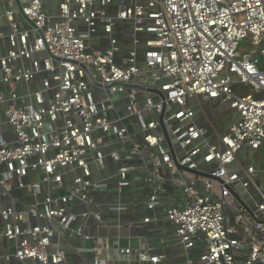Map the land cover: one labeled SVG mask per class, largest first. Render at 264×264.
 Listing matches in <instances>:
<instances>
[{
	"label": "built area",
	"instance_id": "built-area-1",
	"mask_svg": "<svg viewBox=\"0 0 264 264\" xmlns=\"http://www.w3.org/2000/svg\"><path fill=\"white\" fill-rule=\"evenodd\" d=\"M0 7V241L12 244L0 259L71 264L67 242L91 254L84 264H165L153 242L90 234L106 226L92 195L113 185L118 198L149 189L140 225L167 223L185 250L204 245L180 264H264L258 171L239 158L264 147V0ZM215 101L233 113L224 131L198 122Z\"/></svg>",
	"mask_w": 264,
	"mask_h": 264
},
{
	"label": "crops",
	"instance_id": "crops-1",
	"mask_svg": "<svg viewBox=\"0 0 264 264\" xmlns=\"http://www.w3.org/2000/svg\"><path fill=\"white\" fill-rule=\"evenodd\" d=\"M1 10L2 9L0 7V12ZM207 112L208 120L202 121L203 119L199 118V124L223 131L230 126L233 119V113L227 106L222 105L221 102L215 101L209 103L207 105ZM239 158L243 164L253 165L257 169L258 177L256 178V186L251 187L249 191L251 197L255 199L256 202H263L264 147L258 153H253L246 148L242 151ZM170 189L171 188H169V193L172 196L173 190ZM241 191L244 192L243 190ZM148 194L149 189L145 187L143 188L142 186H137L134 188V191L132 190L126 197L123 198H118L116 196L113 185H108L107 187L94 192L92 198L95 204L98 205L99 209H101L106 226L99 229H91L90 234L94 236L101 235L105 237H120L124 246L132 245L133 247H137L140 240L153 242L155 243L157 252L165 256V264H180L188 258L197 259L204 251V245L202 243L198 244L194 249L185 250L182 245L176 244L173 230L167 223L160 225H140L142 219L148 216L145 204ZM17 196L26 198L29 203L33 201L30 197H28L27 193L19 192ZM250 200L251 198H247L245 202ZM115 204H122L125 206V214L118 215L117 212L112 209ZM75 209L83 210V207L76 205ZM243 210L246 211L245 214L252 217L246 209ZM250 210L255 211V208H251ZM227 214L229 218V225L231 227H236L239 232H242V228L237 224V212L235 210L228 209ZM133 222L137 223V225L132 226ZM162 240L167 241V244H161ZM10 246H12V244L1 240L0 255L3 256L9 254L12 250V247L10 248ZM62 246L68 251L71 264H84L85 261L83 260H90L91 258V254L89 252H87V254L82 253V256L77 255V252L70 248L67 242H63ZM87 247H89V245H87ZM83 256H85V258H83ZM0 264L20 263L15 261L7 262L5 259L1 258Z\"/></svg>",
	"mask_w": 264,
	"mask_h": 264
},
{
	"label": "water",
	"instance_id": "water-1",
	"mask_svg": "<svg viewBox=\"0 0 264 264\" xmlns=\"http://www.w3.org/2000/svg\"><path fill=\"white\" fill-rule=\"evenodd\" d=\"M261 64L264 65V58L261 59ZM158 94L160 95V97L162 98V100L165 101V97H164V95H163L162 93H159V92H158ZM168 143H169V145H170V147H171V141H170L169 138H168ZM176 163H177V162H176ZM177 164H178V163H177ZM178 166H179V165H178ZM179 168L182 169V170H187L186 168H181L180 166H179ZM195 174H197V175H199V176H205V177H208V178L216 179V178H214V177H212V176H210V175H205V174L200 173V172H196ZM232 193L234 194V196H235L237 202L239 203V205H241V206H242L244 209H246L251 215H253V214H252V211H251L250 208H249V207L243 202V200L241 199V197H240L235 191H233V190H232ZM258 222H260V221L258 220Z\"/></svg>",
	"mask_w": 264,
	"mask_h": 264
},
{
	"label": "rangeland",
	"instance_id": "rangeland-1",
	"mask_svg": "<svg viewBox=\"0 0 264 264\" xmlns=\"http://www.w3.org/2000/svg\"><path fill=\"white\" fill-rule=\"evenodd\" d=\"M123 26H122V24L120 25V29L122 28ZM116 33H118V28H117V32ZM247 48H248V46H246ZM226 120H228V119H226Z\"/></svg>",
	"mask_w": 264,
	"mask_h": 264
}]
</instances>
